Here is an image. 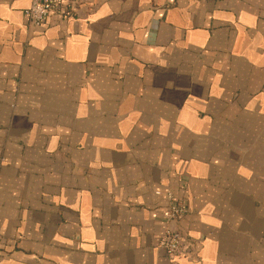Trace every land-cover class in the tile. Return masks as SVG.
Segmentation results:
<instances>
[{"label": "crops", "instance_id": "0c3cea01", "mask_svg": "<svg viewBox=\"0 0 264 264\" xmlns=\"http://www.w3.org/2000/svg\"><path fill=\"white\" fill-rule=\"evenodd\" d=\"M31 2L0 0V264H264V0Z\"/></svg>", "mask_w": 264, "mask_h": 264}, {"label": "built area", "instance_id": "2783aa9c", "mask_svg": "<svg viewBox=\"0 0 264 264\" xmlns=\"http://www.w3.org/2000/svg\"><path fill=\"white\" fill-rule=\"evenodd\" d=\"M69 1L78 2L79 0H32L26 14L31 24L41 25L48 20L53 9L63 8ZM168 198L169 206L165 217L169 226L161 237L160 247L168 254L178 256L186 251L184 236L181 231L172 227L171 223L182 218L187 213L188 208L174 194H168Z\"/></svg>", "mask_w": 264, "mask_h": 264}]
</instances>
